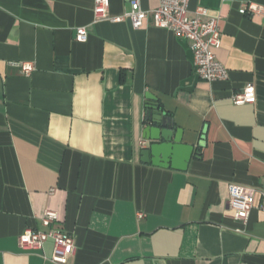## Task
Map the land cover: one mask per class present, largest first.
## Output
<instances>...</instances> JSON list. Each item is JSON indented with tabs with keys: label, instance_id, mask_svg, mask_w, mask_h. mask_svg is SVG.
Here are the masks:
<instances>
[{
	"label": "crops",
	"instance_id": "crops-1",
	"mask_svg": "<svg viewBox=\"0 0 264 264\" xmlns=\"http://www.w3.org/2000/svg\"><path fill=\"white\" fill-rule=\"evenodd\" d=\"M248 2L264 5L190 0L220 18L230 78L207 82L189 41L151 21L96 20L95 0H0V264H55L52 241L20 245L47 211L76 239L68 264H264V199L247 221L229 207L230 185L264 190V14H241ZM128 11L110 0L112 17ZM248 84L256 102L235 105ZM148 93L194 147L186 171L142 162Z\"/></svg>",
	"mask_w": 264,
	"mask_h": 264
},
{
	"label": "built area",
	"instance_id": "built-area-1",
	"mask_svg": "<svg viewBox=\"0 0 264 264\" xmlns=\"http://www.w3.org/2000/svg\"><path fill=\"white\" fill-rule=\"evenodd\" d=\"M159 6L154 10H144L141 0H124L130 5V11L122 16L112 17L109 13L110 0H95L94 16L96 20L121 22L129 18L134 29H140L151 21L152 25L172 31L177 37L190 43L194 54V68L201 80L207 82L227 81L229 69L221 63L215 51L222 45L223 33L219 26V17L211 16L205 7L189 11L190 0H158ZM240 13L243 15L264 14V5L253 2L244 3ZM88 39L86 28L76 30V40L85 42ZM21 73L30 76L35 67L32 63H18ZM235 105H248L256 102V88L248 84L233 95ZM146 144V143H144ZM264 199V190L252 189L240 185L229 187V207L240 221H247L255 209L256 196ZM264 211V205L261 206ZM42 229L28 228L20 237V245L26 250H42L52 241L54 252L50 261L55 264H68L69 259L78 252L76 239L59 225L58 214L47 211L41 219Z\"/></svg>",
	"mask_w": 264,
	"mask_h": 264
},
{
	"label": "water",
	"instance_id": "water-1",
	"mask_svg": "<svg viewBox=\"0 0 264 264\" xmlns=\"http://www.w3.org/2000/svg\"><path fill=\"white\" fill-rule=\"evenodd\" d=\"M147 99L152 103L156 97L148 93ZM143 130V140L147 144L142 150V162L157 167L173 168L186 171L193 157L194 147L183 143V130L174 120L157 105L147 106Z\"/></svg>",
	"mask_w": 264,
	"mask_h": 264
},
{
	"label": "trees",
	"instance_id": "trees-1",
	"mask_svg": "<svg viewBox=\"0 0 264 264\" xmlns=\"http://www.w3.org/2000/svg\"><path fill=\"white\" fill-rule=\"evenodd\" d=\"M150 104L157 105L158 108L161 109V107H160L159 103H157V101H156V102H152V103H151L150 101H148V105H150ZM148 105H147V106H148ZM161 110H162V109H161ZM147 111H148V108L146 109V112H147Z\"/></svg>",
	"mask_w": 264,
	"mask_h": 264
}]
</instances>
